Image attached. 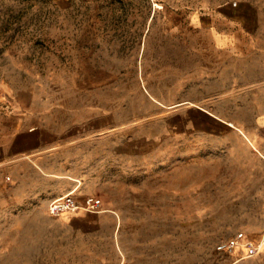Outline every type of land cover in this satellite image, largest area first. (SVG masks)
<instances>
[{"label": "rangeland", "instance_id": "obj_1", "mask_svg": "<svg viewBox=\"0 0 264 264\" xmlns=\"http://www.w3.org/2000/svg\"><path fill=\"white\" fill-rule=\"evenodd\" d=\"M56 120L93 129L42 170L108 213L52 216L65 183L2 165L0 264H117L122 237L136 264H264V0H0V148Z\"/></svg>", "mask_w": 264, "mask_h": 264}, {"label": "crops", "instance_id": "obj_2", "mask_svg": "<svg viewBox=\"0 0 264 264\" xmlns=\"http://www.w3.org/2000/svg\"><path fill=\"white\" fill-rule=\"evenodd\" d=\"M72 1V0H71ZM86 2H97L100 0H85ZM155 10V9H153ZM85 30L95 31L99 33L97 27L88 26L85 27ZM88 31V33H89ZM97 44H101L102 42L94 43L93 41H86L85 50L89 47L91 50L93 46ZM88 57L87 66L91 67V71L88 73H94L95 71H100L101 69H96L92 67L94 64L92 63L91 54L88 53L86 55ZM80 71H77L76 74H80ZM87 73V71H86ZM87 73V74H88ZM65 105V102L61 103V106ZM66 109V107H64ZM91 121L71 124L68 122H64L63 120H56L53 123H49L47 121L39 122L34 126L27 127L26 129H22L18 131L10 142L8 149L0 148V166L6 165L10 162H14L17 160H28L35 164L46 176L54 178L55 180L61 181L65 183L68 192L77 191L80 187V176L71 175L67 172H44L42 168L47 169L42 164V160L46 156L52 155H64L67 151L71 149H75L79 147L88 132L92 131V126L89 124ZM4 159V160H3ZM67 192V193H68ZM107 211L102 210V212L97 213L98 218L101 219L107 215ZM85 227L91 226L90 223L84 217H76ZM62 222V225L66 227V229L71 232L76 233V222L67 221L66 219H59ZM73 227V230H72ZM65 229V230H66ZM73 233V234H74ZM69 241L71 239H76L77 237H68ZM135 237H133L134 239ZM135 241V240H133ZM140 241V237H136V242ZM121 247H119L121 258L117 264H136V248L135 246H131L128 244L130 242L126 237H122L120 239ZM257 244H263L260 240ZM241 247L237 248L238 251ZM249 257L242 256L241 258H236L231 264H236L242 259Z\"/></svg>", "mask_w": 264, "mask_h": 264}, {"label": "built area", "instance_id": "obj_3", "mask_svg": "<svg viewBox=\"0 0 264 264\" xmlns=\"http://www.w3.org/2000/svg\"><path fill=\"white\" fill-rule=\"evenodd\" d=\"M102 206L103 202L99 197L85 196L79 199L78 196H75V191H70L60 197L51 199L48 209L50 215L57 217L65 213L77 214L81 210L87 213L97 214L102 212ZM244 239V233H238L218 245L217 251L220 253H233ZM248 247L251 254L255 253L257 250V248L251 244Z\"/></svg>", "mask_w": 264, "mask_h": 264}, {"label": "bare ground", "instance_id": "obj_4", "mask_svg": "<svg viewBox=\"0 0 264 264\" xmlns=\"http://www.w3.org/2000/svg\"><path fill=\"white\" fill-rule=\"evenodd\" d=\"M262 242L264 241V238L261 240ZM249 244H252V242H248L247 244H246V247H248L247 245H249ZM263 245V244H262ZM262 245L261 244H256V247L257 248H261L262 247ZM239 247H241L240 245H239ZM238 247V248H239ZM249 256H251V255H249Z\"/></svg>", "mask_w": 264, "mask_h": 264}]
</instances>
